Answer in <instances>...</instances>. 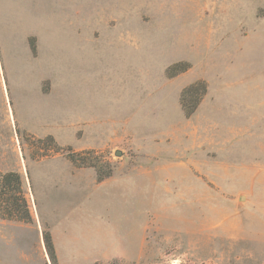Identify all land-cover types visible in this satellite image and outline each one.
I'll return each mask as SVG.
<instances>
[{"label":"rangeland","instance_id":"374dc122","mask_svg":"<svg viewBox=\"0 0 264 264\" xmlns=\"http://www.w3.org/2000/svg\"><path fill=\"white\" fill-rule=\"evenodd\" d=\"M8 172L32 221L5 218L0 196V264H51L45 228L58 264H134L104 258L133 255L144 229L155 264H264V0H0Z\"/></svg>","mask_w":264,"mask_h":264},{"label":"trees","instance_id":"16d2710c","mask_svg":"<svg viewBox=\"0 0 264 264\" xmlns=\"http://www.w3.org/2000/svg\"><path fill=\"white\" fill-rule=\"evenodd\" d=\"M32 49L33 51L35 50L34 46H32ZM189 67V64L186 62L174 63L173 65L168 66V68L166 69V75L169 78L174 77L182 72H185L189 69ZM206 92L207 83L204 80H197L181 90L179 102L185 117H190L195 113ZM48 139L49 141L54 143V146L52 148L53 151L64 153L65 157H67V159H69V161L75 167L93 168L97 182H101L112 175V170L110 168H102V166H100L98 156H96L97 154L93 150H84L77 152L74 151L70 146H59L57 143H55L54 139L51 136L48 137ZM20 183V175L16 172H8L1 176L0 196L7 195V191H9L10 194H8L6 201L12 207L9 208L8 205H6L4 216L7 219L20 220L26 223H30L32 221V216L28 210L26 201L22 198V203H17L19 198H16V196L20 191ZM13 192L15 193L13 194ZM10 200L12 201L10 202ZM42 237L50 263L58 264V258L52 235L47 228L43 230ZM110 263L118 264L117 261H111Z\"/></svg>","mask_w":264,"mask_h":264},{"label":"crops","instance_id":"0c3cea01","mask_svg":"<svg viewBox=\"0 0 264 264\" xmlns=\"http://www.w3.org/2000/svg\"><path fill=\"white\" fill-rule=\"evenodd\" d=\"M109 230L111 235L115 233V239L118 240V237L122 238L121 235V229L118 228L117 225H112L109 226ZM145 229L143 232L139 235L138 242H137V249L133 251V255L130 254V256L123 257L120 254L114 253L111 256H108L107 258H104V260H110V259H120L123 260L124 262L131 261L134 264H155V259H154V254L153 252L150 253L149 250V237L147 238V235L144 233ZM120 232V234H119ZM148 244V246H147ZM146 254V255H145ZM59 259V258H58ZM61 264V262L59 261Z\"/></svg>","mask_w":264,"mask_h":264},{"label":"water","instance_id":"95a60500","mask_svg":"<svg viewBox=\"0 0 264 264\" xmlns=\"http://www.w3.org/2000/svg\"><path fill=\"white\" fill-rule=\"evenodd\" d=\"M115 154H116V155H121V151H120V150H116V151H115ZM240 198H242V196H240Z\"/></svg>","mask_w":264,"mask_h":264}]
</instances>
